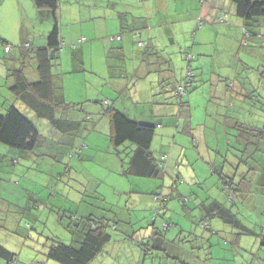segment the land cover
I'll list each match as a JSON object with an SVG mask.
<instances>
[{
	"label": "rangeland",
	"instance_id": "374dc122",
	"mask_svg": "<svg viewBox=\"0 0 264 264\" xmlns=\"http://www.w3.org/2000/svg\"><path fill=\"white\" fill-rule=\"evenodd\" d=\"M5 1L0 4L1 11L6 6ZM146 1L150 0H60L57 16L60 36L64 42L60 50V65L54 67V71L60 74H57L55 82L56 100L51 107L55 118L73 119L77 121V125L72 129L55 128L49 119L38 117L23 102L15 100L16 106L32 121L40 136L34 149L29 151L0 142V168L5 170L4 173L0 172V181L3 182L0 186V243L16 253L14 264H39L38 262L42 260H46L48 264H61L48 258L46 252L53 238L66 244H73V240L76 239L78 242L74 245L77 246L79 237H82L80 232L77 234L74 229L73 232L68 230L71 222H75L74 227L76 222H84V227L88 215L93 216L101 211L109 213L108 217L118 219L115 214H122L121 209L125 208L124 205L110 208L112 211L115 209L114 213L106 212L108 209L101 201L102 194H100V191L104 190V193L110 194V198L119 196V194L115 195V192L119 193L120 190L119 186L113 184L114 179L123 178L127 184L132 180H141V183L135 181V189H146L141 190L144 192L151 191L148 190L150 185H147V182H156L157 189H160L161 179H139L133 175L127 180L121 176L114 178L115 174H122L118 171L120 169L113 167L114 154L108 152L109 134L107 130H103L105 117L101 114L106 108L102 104L106 97L100 91L108 88L112 80L106 73L108 67L104 70L105 75L101 72L100 63L104 61L103 56H109L111 61H114L113 50L110 49L109 44L113 47L118 46V41H112L111 35L116 34L121 23L126 25L128 20L133 21V17L143 14L142 11L148 9L152 16L156 6L159 7L157 11L166 7L164 0H151L149 8L145 6ZM49 18L54 21L53 17ZM196 27H198L197 19ZM156 38L159 42L160 37L156 36ZM73 44L76 45L74 49H72ZM243 44L246 45L244 41ZM249 44L256 47H251V50L243 49L240 52L242 61L238 63L251 78L255 88L243 93L245 99L242 107L235 104L231 109L238 114L239 120L245 125L262 128L264 127V43L253 40ZM231 45H234L232 41ZM192 80L191 86L188 87L191 95L188 104L193 114V133L203 134V138L199 137L200 143L197 145L191 134H186L180 129L178 134L176 133V138L172 139L175 142L173 154L167 152L173 158L177 157L179 150L182 151V155L178 167L174 169L170 167L165 174L163 193L169 197V200L167 206H163L166 210H159L158 216L161 220L166 217L168 222H178L183 225L185 231L180 236L186 237L206 214L199 206L200 201L209 203V196L216 195L222 196V201L228 206L231 205L234 213H238L237 215L246 225L252 227L258 234L262 233L264 232V176L258 174L257 164L261 165V160L264 158V137L254 128L243 132L239 129L242 135L246 134L247 140H237L236 136L239 132L230 130L231 147L228 151L224 145L217 143L213 145L215 134L211 131L213 128L211 124L220 125L223 121L218 120L219 115L214 111V99L207 91H203L198 97V91H193L198 79L192 78ZM183 96L184 100H187L186 94ZM58 98L63 100L60 105ZM246 99H248L247 104H245ZM11 103L9 102V105ZM226 105L222 103L224 108ZM0 111L4 113L6 108L2 110L0 108ZM96 121L99 123L94 126ZM237 143L242 147L236 145ZM74 146H81L84 149L82 156L78 154L71 158ZM159 149L155 145L151 148L155 157L161 155ZM200 151L210 155L212 163L216 162L212 165L208 164L207 171L203 165L206 154L203 155ZM14 160L17 162L14 163ZM231 167L236 170L235 174H231ZM213 169L216 170L215 173ZM178 173L183 180L175 188L174 183H179L176 179ZM227 175L233 177L232 184H230L231 178H225ZM242 176L246 179L240 178ZM38 193L45 194L49 200L41 201L43 196H39ZM231 195L234 196V201L229 199ZM65 205L67 206L64 207ZM65 209L68 210L67 213ZM69 212L73 214V221ZM133 213L140 219L139 226L147 224L148 216L144 211L138 210ZM153 215L154 211L150 215L151 220ZM207 218L211 219L210 216ZM211 220L220 222L214 218ZM186 222L194 224L192 226ZM158 227L165 229L162 224ZM202 228L201 226L198 232L191 233L192 238L188 237L186 243L179 244L183 248L187 246L194 254L199 249L194 248L195 242L191 240L195 238L198 242L195 245H203L200 249L203 256L193 260V264H264V245L260 244V236L243 235L239 244H234L231 237L238 230L222 223V231L219 233L220 242L217 243L215 237L217 244L212 248L210 243H206ZM169 230L173 232L175 228ZM114 233L117 237L119 231ZM148 240L145 238L141 240L139 246L134 245L136 253L144 258V263L138 264H159V260L162 261L160 264H168V262L182 264L183 259L186 258L183 254L180 258H172L170 249L165 251L169 257L158 256L159 252L154 251V246L149 247L151 252H146L144 242ZM115 242L116 240L109 242L89 264H124L126 257L131 264H137L133 259L134 255L127 256L124 251L126 246L124 242L131 244L132 242L125 239L122 243L124 246L119 249L117 255L112 251ZM121 252L126 256L125 259L120 257ZM0 261L5 264V261Z\"/></svg>",
	"mask_w": 264,
	"mask_h": 264
},
{
	"label": "crops",
	"instance_id": "0c3cea01",
	"mask_svg": "<svg viewBox=\"0 0 264 264\" xmlns=\"http://www.w3.org/2000/svg\"><path fill=\"white\" fill-rule=\"evenodd\" d=\"M150 1H146L145 3V6L148 8L150 7ZM3 2L4 0H0V4H3ZM5 2L6 6L2 11L0 10L1 109L9 106V102H12L11 105L16 104L15 100L17 97L13 95L14 92L12 90V86L15 82L14 73L16 71H22L28 82H34L39 79L37 50L47 46L49 33L54 26V21L49 18L53 17V15L50 11L39 8L35 0H6ZM164 3H166L165 9L163 10L160 8V11H157L159 7L156 6L155 13L152 16L147 9L142 11L143 14L133 17V21L128 20L126 25L121 23V27L127 28V31H123L124 35L122 40L118 42L117 47H113L109 44V47H111L110 49L113 50L112 57L114 61H111L109 56H103L104 61L100 63L101 72L104 73L105 68L108 67L106 73L112 80L108 88H103L100 92L106 97L104 102L113 101L112 103L118 109L124 111L130 118L155 124L157 126L156 134L153 138L151 148L155 145L157 149L160 148L161 154H169L170 152L172 155L175 145L172 139L174 140L176 138L177 132L180 129L186 134H191L197 145L200 143L199 137L203 138V134L196 135L193 133L194 120L188 104L191 98L189 92L187 91L186 94L187 100H184L183 97L185 106L183 109L175 102L174 98V88L177 84L181 83V81H177V79H179L184 72L183 66L180 69L184 59V52L182 51H186L189 48L196 58L194 67L196 68V74H198L196 77L198 82L194 86L193 91H198V97H200L203 91H207L210 97L214 99L213 108L220 118L224 111V107L222 106L223 102L227 104L226 111L233 114L231 113V107H234L235 104H239L242 107L245 99L243 93L246 91L249 92L252 88H255L251 78L238 62L242 61L240 52L243 51V49L251 50L256 46L243 44L239 27L241 22L233 16L236 10L234 4L229 0H164ZM221 9L229 11L232 15L229 16V20L231 21L230 24L219 22L217 15ZM200 18L203 20L202 24H199ZM196 19L198 20V27H196ZM49 27H51V29H49ZM132 30H142L143 38L146 37L148 41L147 48H136V46L131 44ZM156 36L160 37L159 42ZM231 41L234 43L233 46L231 45ZM6 44L11 48L9 52H5L4 50ZM26 44H29L30 47H25ZM58 54L60 55V53ZM75 54L73 50V56H75ZM53 73L60 74L54 71V67ZM231 82L233 83L232 88L229 86ZM247 100L248 99H246L245 104H247ZM170 118L177 119L174 120ZM218 120H221V118ZM222 121L224 127L229 130L234 126L230 117H223ZM211 126L213 127L211 131L215 134L213 145L215 143L223 145L222 141L224 135L220 132V127L218 124L215 125L214 123L211 124ZM252 128L256 130L261 129L250 125H248L247 129ZM239 140H247L246 134L242 135V137L240 136ZM217 141H219V143ZM200 153L203 155L206 154L203 165L207 171L209 168L207 165H212L216 162L212 163L211 156L207 153L201 151ZM170 154L167 169L170 167L174 169L179 163L178 161L180 160L182 151H177V157L175 158L170 156ZM16 162L17 161L14 160V163ZM113 162L115 165L114 167H116V165H121L119 158L113 160ZM261 163L262 165L264 164V158L261 160ZM231 169V174H235L236 170L232 167ZM216 170L213 169L214 173ZM4 171V169L0 168L1 173H4ZM260 176H264V173L260 174ZM138 178L140 179L142 177ZM135 181L140 182L141 180H132L130 182V187L125 181V187L123 186V190H125L123 193H127V196L125 202L121 204L124 205L125 208L121 209L122 214L118 216L124 220L123 223H125V225L122 227L123 233H119L117 237H115L116 242L112 247V251L115 255L119 254V249L124 246L122 243L126 239L128 242H132V244L124 242L126 244L124 251L127 256L134 255L133 259L137 264L141 262L144 263V258L142 259L141 254L138 255L136 253L134 245L139 246V243H137V241H139L138 239L141 241L147 238L149 239L147 242L155 246L154 251L159 252L158 256L162 255L169 257L166 255L164 249H162L167 247L171 250L170 253L173 255L172 258H180L183 254V257L186 258L183 259L182 264H193V260L196 258L200 259L203 256L200 252L203 245H195L198 242L193 238L191 241L195 242L193 244L194 248L199 249L197 253L194 254L187 246L183 248L178 244H181V242L186 243L188 241L187 238L189 237L191 239V235L194 232H198L202 226L204 231L203 237H205L206 243H210L213 248L215 244L220 242L219 233L222 231V223L235 229L230 223H226L217 216V211L215 210L216 205L212 203L215 200L224 205L226 209H229L232 214L236 215L238 213H234L231 205L228 206L222 201V196L218 197L216 195L209 196V203H206L204 200L200 201L199 206L206 214L203 216L204 218L202 221L198 222L195 227L192 228V231L189 233L190 235L186 237L180 236V234H183L185 231L183 228L184 226L182 225V227L178 222H168L166 217L162 220L159 217L156 218L153 222H156L157 225H152L150 223L152 222L150 215L152 214L153 208L155 209L157 207L152 194L157 190L158 184L156 182H147V185H150L148 190L151 191L144 192L141 190L146 189H135ZM163 181L165 184L166 178ZM180 183L181 182L174 183L175 188ZM2 184L3 182L0 181V186ZM38 195L43 196L41 199L43 202L49 200L43 193H38ZM229 199L234 201V196L231 195ZM66 206L67 205H65V207ZM138 210L144 211L148 216L145 226L138 225L140 219L133 213ZM208 216H210L211 219H218L220 222H213L211 219L207 218ZM186 223L192 224L191 222ZM159 224L164 225V228L166 227L165 225L168 224L166 239L160 238V234L156 235V233L160 232L158 227ZM172 227L175 228V231L170 232L169 229ZM130 234H132L135 239H127L126 236ZM231 234L233 233L231 232ZM195 236L199 237L200 235ZM234 236H232L231 239L235 244L236 240ZM131 250H133V252H131ZM210 253L212 256V249ZM178 255L179 257H177ZM120 257L125 259L126 256L121 252ZM126 259L124 264H131L129 259ZM0 260L4 261L1 258ZM160 262L162 261L159 260V264ZM38 263L48 264L46 260L39 261ZM0 264L4 263L0 261ZM173 264H175V262Z\"/></svg>",
	"mask_w": 264,
	"mask_h": 264
},
{
	"label": "trees",
	"instance_id": "16d2710c",
	"mask_svg": "<svg viewBox=\"0 0 264 264\" xmlns=\"http://www.w3.org/2000/svg\"><path fill=\"white\" fill-rule=\"evenodd\" d=\"M229 1L235 6L236 12L233 14V16H235L237 20L241 22L239 27L242 32V41H244L246 45L251 43L253 40L264 43V0ZM35 3L39 8L50 11L54 18V26L49 33L47 46L41 47L37 50V69L40 76L39 79L35 80L34 82H28L22 71H16L14 73L15 82L12 86V90L14 92L13 95L17 97V101L23 102V104L31 108L38 117L49 119L55 128L63 129V127H66L72 129L73 126L77 125V121L73 119L55 118L53 108L51 107L56 100L55 89L57 88L55 84V82L57 81V74L53 73V67L60 65V55L58 53H60L64 42L60 36V28L57 16L60 0H35ZM229 16L232 15L225 9L219 10L217 15L219 22L226 24L231 23V21L229 20ZM202 21L203 20L200 18L199 24H202ZM123 31H127V28L119 26L117 28L116 34L111 35L112 41H121L124 35ZM131 35V44L136 46V48H147L148 41L146 40L145 36V38H143L142 30H132ZM5 47H9V45L6 44L4 46V50ZM25 47L29 48L30 46ZM75 47L76 45L73 44L72 49H74ZM10 49L11 48L9 47V50ZM182 52H184V59L181 63L180 69L183 66L184 72L182 73V76L177 79V81H181V83L177 84L174 88V98L175 102L178 101V105L183 109L185 107L183 102V95L187 94L188 87H190L193 82L192 78L196 79L198 74H196V68L194 67L196 58L192 54L191 49L188 48L186 51L183 50ZM232 85L233 83L231 82L229 86L232 88ZM182 88H184V93L182 95H179L178 93ZM57 101L58 105L63 103V100L61 98H58ZM112 102L113 101L102 102V104L105 105L106 108L104 109V113L101 112V114H104L105 117V121L103 120V122L105 123V127H103V130H107L109 134L108 136L110 146H108V152L114 154L112 162L113 160L117 159L115 155H117V157H119V159L121 160V167L118 165L114 167L115 165L113 162V167L116 169H120L118 171H120L122 174H115L114 178H117V176H124L127 180L129 176L133 175L142 178L147 177L161 179L162 184L160 185V189H157L152 194L154 202L157 206L155 209H153V222L154 220H156V218L159 217V210L166 209L163 208V206H167L166 203L169 200V197L167 195H164L163 193V180L166 177L165 174L167 172L169 154L162 153L157 158L153 156L151 145L156 134L157 126L155 124L141 122L130 118L124 111L118 109ZM15 103L17 104L16 101ZM16 104H10L9 106H7L4 113L0 111V142L21 150H33L39 140L40 133L32 123V121L20 111L19 107H17ZM226 109L227 108H224L223 114L220 116V118H231L234 126L230 130H233L234 128L233 131H236L237 133L239 132V134H237L236 136V139L239 140L240 136L242 137L243 134L240 133V130L242 132L244 130H247L248 124L245 125L243 121L241 122V120H239L238 114H236L235 111H232L235 113L230 114L226 111ZM97 123L99 122L96 121L94 123V126H96ZM218 126L221 129L220 132L224 135L222 144L225 146L226 151H228V148L231 147L230 130L224 127V123ZM257 131L259 132V134H261L262 137H264V127L258 129ZM217 142L219 143V141ZM236 145L242 147V145L238 143ZM86 146L88 148V145ZM83 151L84 149H82L81 146H74L73 153H71L72 155L70 154L71 158L75 157L78 154H81L82 156ZM106 161H108V158ZM257 166H259L257 168L258 174H263L264 164H257ZM176 167H178V165ZM250 168L253 169V171L255 170L252 167ZM178 174L179 175L176 176V179L178 180V182H181L183 178L181 177L180 173ZM225 178H231L230 184H232V176L227 175V177ZM240 178L245 177L242 176ZM112 182H115L113 184L119 186L120 192H115V195L119 194L118 197L112 196L110 198L109 193H104V190L100 191V194H102L101 201L104 202L108 209L106 210V212L112 211L110 210V208L118 206L120 207L121 204L125 202L127 196V193L125 194V192H122L124 191L123 186L125 187V181H123V178L121 180L114 179ZM212 204L216 205L215 210L217 211V216H219L226 223H230L235 227V229L238 230V232H236L234 236L236 240L235 244H239V241L243 235H258L261 237L260 244L262 243L264 245V232L258 234L254 229H252V227L246 225L244 223L245 221L241 217H239L237 214H232L229 209H226L224 205L218 203L217 201L214 200ZM114 210L115 209H113L112 213H114ZM64 211L65 213H67L68 210L65 209ZM69 213L73 221V214L71 212ZM115 215L118 216L117 213ZM108 216L109 213H105L103 211L96 212V215L93 216L88 215L86 221L87 223L86 225H84V227V222H76L75 227L73 226L75 222H71L69 224L68 230L70 232H73L74 229L75 233L76 231L77 234H79L80 232V236L82 237H79V243L77 244V246L74 245L75 242H78L76 241V239L73 240V244H66L59 239L53 238L52 243L48 246V251L46 252L47 257L61 264H89L104 250L109 242L115 240V231L123 233L122 227H124L125 225V223H123L124 220L119 218V216L118 219H114V217ZM151 224L157 225L156 222H153ZM167 225H165L166 227L163 231L162 229H159L160 232L156 233V235L160 234V238L166 239V233L168 230ZM119 233H117L116 235H118ZM126 238L135 239L132 234L126 236ZM137 243L140 244L141 241L139 240L137 241ZM144 244L146 245V252H151L152 250L149 247H151L152 245L149 244V242H144ZM154 248L155 246L153 247V249ZM162 249L166 251L168 248L165 247ZM0 258L3 259L6 264H14L16 261V253L12 252L0 243Z\"/></svg>",
	"mask_w": 264,
	"mask_h": 264
},
{
	"label": "built area",
	"instance_id": "2783aa9c",
	"mask_svg": "<svg viewBox=\"0 0 264 264\" xmlns=\"http://www.w3.org/2000/svg\"><path fill=\"white\" fill-rule=\"evenodd\" d=\"M5 49H6V51H8V48H7V47H6ZM183 89H184V88H182L181 91H180L179 93H178V92H177V93H178L179 95H182V94L184 93V90H183Z\"/></svg>",
	"mask_w": 264,
	"mask_h": 264
},
{
	"label": "clouds",
	"instance_id": "9594fccd",
	"mask_svg": "<svg viewBox=\"0 0 264 264\" xmlns=\"http://www.w3.org/2000/svg\"><path fill=\"white\" fill-rule=\"evenodd\" d=\"M25 46H30L29 44H26ZM6 48V47H5ZM8 48V51H6V49H5V52H9L10 50H9V47H7Z\"/></svg>",
	"mask_w": 264,
	"mask_h": 264
}]
</instances>
